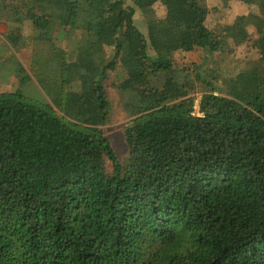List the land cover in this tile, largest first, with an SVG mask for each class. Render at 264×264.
Here are the masks:
<instances>
[{
	"label": "trees",
	"instance_id": "16d2710c",
	"mask_svg": "<svg viewBox=\"0 0 264 264\" xmlns=\"http://www.w3.org/2000/svg\"><path fill=\"white\" fill-rule=\"evenodd\" d=\"M223 1L255 12L210 27L205 0H0V78L18 80L0 90V264H264V0Z\"/></svg>",
	"mask_w": 264,
	"mask_h": 264
},
{
	"label": "rangeland",
	"instance_id": "374dc122",
	"mask_svg": "<svg viewBox=\"0 0 264 264\" xmlns=\"http://www.w3.org/2000/svg\"><path fill=\"white\" fill-rule=\"evenodd\" d=\"M205 3V8L208 9L207 24L210 27H226L232 24L234 27H237L240 25V23L242 22V18L245 15H249L250 13L255 12V9L248 4L238 1L229 2L227 3V5L223 0H205ZM156 11L160 17L164 16L165 14V9L160 4L156 5ZM137 19L140 23H143L145 21L144 16L140 11H138L137 13ZM250 30L251 32L253 31V29ZM6 32V22L4 20H0V38L4 39ZM61 43L62 45L65 44L62 41ZM14 51H16L17 56H19L17 49H14ZM253 54L254 52L250 44L241 45L237 47V49L233 53L226 55L227 58L223 63L224 65L221 69H223V71H225L227 75L233 76L240 71V69L244 65V62L248 60L247 56L253 57ZM203 59V53L200 51L183 52L178 55V62L180 63L202 62ZM14 64H16V62H14ZM110 80H112V77ZM17 83L18 80L13 72L9 71L8 67L4 69V71L2 72V77L0 78V90L13 91L17 88ZM26 91L29 100L33 102L42 101L43 92L36 84H28ZM108 94L112 102L113 116L112 121L103 126V130L111 140L118 157L121 160H125L128 155V147L124 137V126L130 118L121 106L120 93L110 82H108ZM193 96L197 97L196 101H200V93H194Z\"/></svg>",
	"mask_w": 264,
	"mask_h": 264
},
{
	"label": "built area",
	"instance_id": "2783aa9c",
	"mask_svg": "<svg viewBox=\"0 0 264 264\" xmlns=\"http://www.w3.org/2000/svg\"><path fill=\"white\" fill-rule=\"evenodd\" d=\"M199 104H200V101H196L195 105H194V114L197 115V116H200L202 115V113L199 111Z\"/></svg>",
	"mask_w": 264,
	"mask_h": 264
}]
</instances>
